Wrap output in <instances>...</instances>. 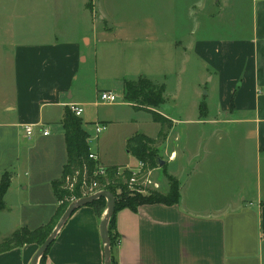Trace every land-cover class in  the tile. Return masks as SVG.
<instances>
[{
	"label": "crops",
	"instance_id": "obj_1",
	"mask_svg": "<svg viewBox=\"0 0 264 264\" xmlns=\"http://www.w3.org/2000/svg\"><path fill=\"white\" fill-rule=\"evenodd\" d=\"M130 1L0 3L1 27L6 29L0 35V176L10 178L0 211V241L55 219L60 203L53 184L67 161L64 111L71 105L97 106V90L93 99H86L73 86L92 47L103 44L119 78L101 92H118L122 99L125 80L154 75L144 73V66L160 70L165 59L163 74L157 73L160 80L146 78L164 85L165 104L172 111L162 115L171 126L153 123L159 127L156 136L143 135L156 140L165 129V139L154 145L164 168L149 176L156 183L153 178L161 170L179 185L175 205H142L136 212L116 214L117 264H264V0H169L155 9L153 21L146 18L139 24L116 18L127 15ZM142 43H156L157 57L134 56L130 47L144 48ZM176 60L203 67L188 117L177 97H166V79ZM81 75L89 78L91 73ZM200 104L206 108L202 116ZM125 121L97 113L93 125L106 129L95 136V148L82 121L100 165L140 166L126 151L131 136L118 138L113 158L101 148L104 137ZM84 124H91L89 118ZM27 125L33 127L30 136L23 128ZM157 185L163 190L161 182ZM167 186L166 178L163 191ZM104 211L98 218L90 206L76 210L45 264H104L99 233ZM38 247L24 245L1 254L0 264H31Z\"/></svg>",
	"mask_w": 264,
	"mask_h": 264
},
{
	"label": "trees",
	"instance_id": "obj_2",
	"mask_svg": "<svg viewBox=\"0 0 264 264\" xmlns=\"http://www.w3.org/2000/svg\"><path fill=\"white\" fill-rule=\"evenodd\" d=\"M164 85H156L146 77H139L136 80H125L122 85V94L125 102L130 104L136 110H144L151 116L152 122L160 124L162 127L169 129L170 122L160 113L159 107L165 104L164 100ZM201 114L203 115L205 106L199 105ZM62 127L64 130L67 161L63 169L62 177L59 181L53 184V192L60 205L55 219L50 224L30 231L27 229H19L14 231L8 237L0 241V255L9 252L13 249L20 248L24 245L36 244L41 246L45 239L52 232L59 218L62 216L67 206L82 198L80 195V183L85 169L87 177L91 178L95 170V162L90 160L88 156L91 154L87 132L82 127L80 117H76L69 109H65L62 120ZM166 136V131H160L156 140H152L142 133H137L126 141V151L140 164H142L141 174L147 171L154 170L158 167V160L154 141H163ZM105 168V175L103 177L95 178L100 186V191H109L115 198V209L108 225V235L110 239L111 248V264H117L115 257V247L117 246L118 237L114 233L116 214L124 209L136 212L138 207L142 205L161 204L165 206H172L178 202L179 185L177 180L166 176L169 191L166 194L158 192H150L148 197L127 195L128 182L131 179V173L123 172L118 175L120 169H125L123 166H103ZM164 168V166L162 167ZM78 173V182L75 185L73 192L67 188L66 179L72 178ZM0 181V211L3 209V196L10 184L8 174H3ZM119 189L120 193L116 194ZM106 202L104 199H99L88 205L93 208L94 212L100 218L105 210ZM53 244V243H52ZM50 245V247L52 246ZM41 257L39 264H45L48 251Z\"/></svg>",
	"mask_w": 264,
	"mask_h": 264
},
{
	"label": "rangeland",
	"instance_id": "obj_3",
	"mask_svg": "<svg viewBox=\"0 0 264 264\" xmlns=\"http://www.w3.org/2000/svg\"><path fill=\"white\" fill-rule=\"evenodd\" d=\"M6 0H0L1 2H4ZM190 1V0H188ZM169 0H131L129 3L130 10L127 12V15L125 17H116L117 20L122 21H129L130 23L139 24L143 21H146V18H151V20H154V11L156 8H163L167 6ZM2 4V3H1ZM0 4V6H1ZM127 5V4H126ZM132 5V6H131ZM208 6H206V9H208ZM182 9V7H181ZM2 9L0 7V35L5 33V28L1 27V24H3L1 21L4 22V14L1 12ZM148 11H153L152 13H149ZM25 30V29H24ZM39 30V29H38ZM36 30V33L37 31ZM47 30V29H46ZM153 32L155 29H153ZM3 36V35H2ZM99 44V43H98ZM103 45V44H102ZM102 45L99 44L95 47H92L90 53L91 56H89V60L86 64L81 65V70L79 72V78L74 83L73 89L75 93H77L80 97L86 98V99H93L94 94L96 93V90L99 92L97 94V98H94L95 105L97 106H86L84 105L82 107L83 113L81 115V120L83 121V125L87 132L90 135V142L91 147L95 148L96 146V137L93 134L94 132V122H96V115L97 113L104 115L105 117H111L115 116L119 119H125L126 121L124 123H120L118 126H115L114 129H112L107 136L104 137L103 141L101 142V148L104 150V153L108 158L115 157L116 148H117V141L118 138L122 136H133L137 133H142L150 138H154L158 132V125L153 124L151 120V116L148 112L144 110H136L134 108L128 107V105L121 98V95L116 92V103L114 105L117 106H110L109 104L103 103L100 101V93L103 90H107L110 87L114 86L116 83L114 82L119 78V72L118 70H112L110 69L109 62H111L108 58L109 50H104L102 48ZM116 45V44H115ZM144 45V48H138L139 45L130 47V51L134 54V56H138L139 54L146 53L147 55L151 56L152 58L157 57V44L156 43H142ZM117 49V48H116ZM115 52V51H114ZM128 53L124 54L121 58H123L122 62L126 63L128 61L127 58ZM115 64H119V62L115 61ZM164 65L161 66L160 70H162V67L165 69V59H164ZM175 62V65L172 70H174V73L170 76H167L166 79V85H167V99L172 100L173 97H177L178 100L183 104L184 110H185V117H188L191 115V108L190 103L194 101V98L197 97V90H199L198 83L200 82V79L203 72V67L199 65V63H194L191 65V63H184L182 64L181 60L173 61ZM89 70L91 73V76L83 77L81 74L86 73V71ZM159 69H157L156 66H144V73H152L154 75H144L147 78H150L154 81L160 80L158 77V74L161 73ZM173 72V71H172ZM90 75V74H89ZM137 75H135L132 78H136ZM96 83L97 89H95L94 84ZM93 87V88H92ZM202 93L205 92V89L202 88ZM127 105V106H126ZM199 115L201 114L200 108ZM161 114L163 112L159 110ZM206 111V108L204 110V113ZM197 113V109L193 112V115ZM203 113V114H204ZM89 118L91 124L85 125L84 119ZM136 122V123H134ZM165 131V129H162ZM105 132H101L99 136H103ZM154 140V139H152ZM156 145L159 144V141H154ZM130 159L131 164H136L134 159ZM158 168V167H157ZM139 167L134 166H126L125 169H120L119 175H121L123 172H131L132 176L137 174L139 171ZM156 178H153V181L157 184L161 182L163 184V190L166 188V177H164L163 172L159 170L156 173ZM2 177L0 176V181ZM147 179H151L147 175L142 176L137 181H134V183H129V185H132L130 187L127 186V195L131 197L135 196H142V197H148L150 192H158L166 194L169 191V184L167 186L166 191H163L159 188L155 187L153 183H149ZM178 183V182H177ZM119 189L116 190V194H119Z\"/></svg>",
	"mask_w": 264,
	"mask_h": 264
},
{
	"label": "water",
	"instance_id": "obj_4",
	"mask_svg": "<svg viewBox=\"0 0 264 264\" xmlns=\"http://www.w3.org/2000/svg\"><path fill=\"white\" fill-rule=\"evenodd\" d=\"M159 110L163 112L164 116L168 117L171 115L172 108L167 104H162L160 105ZM164 165L165 162L159 159L158 167L161 168ZM99 199H104L106 202L105 211L99 223V233L103 245V259H104V264H111V248H110V239L108 235V225L112 215L114 214L115 198L113 194L110 193L109 191H100L92 196L80 198L77 199L76 201L71 202L67 206L62 216L59 218L52 232L45 239L42 245L38 247L31 261V264H39L41 257L47 252L50 245L55 241L60 230L64 227L66 222L69 220V218L76 210L88 206Z\"/></svg>",
	"mask_w": 264,
	"mask_h": 264
},
{
	"label": "built area",
	"instance_id": "obj_5",
	"mask_svg": "<svg viewBox=\"0 0 264 264\" xmlns=\"http://www.w3.org/2000/svg\"><path fill=\"white\" fill-rule=\"evenodd\" d=\"M99 97H100V101L103 103H106V104H113L117 100L116 95H114L113 93H110V92H101ZM69 109L72 112V114H74L76 117H81V115L83 113V109L79 106H76V105H71ZM23 128H24L27 136H30L32 134V131H33L32 126L27 125V126H24ZM105 129H106L105 126L95 124L94 125V135L98 136L101 132L105 131ZM47 134L48 133L46 131L43 132V135H47ZM88 158L90 160H92L93 162H95L96 166H95V170H94L91 178L87 177L86 170L85 169L83 170L81 183L79 186V188H80L79 191H80V195L82 198L89 197V196H92V195L100 192V186H99L98 182H96L95 178L103 177L105 175V168L103 167V165H100L97 162V156L91 153L88 156ZM139 168L140 169H139L138 173L133 175V176H132V173L130 172L131 173V179L129 180L128 185H129V183H131V184L134 183V181H137L138 179H140L144 175H147L148 177H150L149 176L150 171H147L144 174H141V171L143 169L142 164H140ZM118 175H119V172H118ZM77 177H78V173H76L72 178L66 179V184H67L66 186L70 192H73L75 185L78 182ZM147 181L149 183H153L151 181V179H147ZM153 184L155 185V187L158 188V185L156 183H153ZM129 186L132 187V185H129ZM72 201H76V200H72Z\"/></svg>",
	"mask_w": 264,
	"mask_h": 264
}]
</instances>
